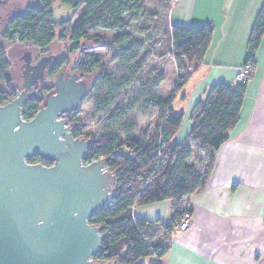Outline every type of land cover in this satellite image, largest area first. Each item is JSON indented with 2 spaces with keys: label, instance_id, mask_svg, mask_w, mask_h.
I'll return each mask as SVG.
<instances>
[{
  "label": "trees",
  "instance_id": "trees-1",
  "mask_svg": "<svg viewBox=\"0 0 264 264\" xmlns=\"http://www.w3.org/2000/svg\"><path fill=\"white\" fill-rule=\"evenodd\" d=\"M54 2L67 5L72 10L68 19L56 22L52 19ZM147 0H38L11 17L1 32L0 44V106L13 100L21 88L14 84L10 75L7 50L10 45H27L38 54L44 53L55 41L67 42L65 52L45 72L51 79L61 69L77 73L91 81L87 96L98 81L109 83L104 64L91 51L95 48L121 51L126 61L134 63L139 49L131 47L132 37L123 32L132 21L143 18L148 9ZM174 3L159 0L153 16L162 12L165 53L175 67L176 84L170 99L164 100L148 95L143 109L156 112V124L151 136L132 137V122L121 126L116 132L111 127L124 118L122 108H111L115 96L104 100L103 118L105 130L97 136H84L79 125L71 121L68 112L63 117L71 126L74 139L90 140L83 159L84 164L102 159L104 168L114 177L113 197L105 207L88 218V223L100 228L103 235L102 251L93 256L94 264H143L151 258L155 261L165 256L174 227L188 210L178 211L183 198L202 192L214 165L215 154L228 140L231 130L237 125L247 83L256 71V53L264 36V1L256 15L246 43L243 66L249 65L243 82L228 85L223 82L212 85L202 101L189 112L190 129L181 141L174 138L179 133L184 115L175 114L172 108L174 94L178 92L196 72L211 42L213 27L171 25L168 11ZM100 33H107L103 36ZM72 55H76L74 59ZM53 87L43 83L31 89L21 107L22 119L28 121L40 109ZM97 100V96H94ZM29 164L50 166L52 163L31 155ZM168 201L172 214L166 225L159 221L149 222L134 218V207Z\"/></svg>",
  "mask_w": 264,
  "mask_h": 264
},
{
  "label": "water",
  "instance_id": "water-1",
  "mask_svg": "<svg viewBox=\"0 0 264 264\" xmlns=\"http://www.w3.org/2000/svg\"><path fill=\"white\" fill-rule=\"evenodd\" d=\"M31 52L20 58L21 90L0 106V264H94L100 228L88 223L112 199L113 175L102 159L84 164L89 139H74L63 117L79 108L91 81L61 69L53 92L28 121L21 107L56 61ZM31 155L51 162L29 164Z\"/></svg>",
  "mask_w": 264,
  "mask_h": 264
},
{
  "label": "crops",
  "instance_id": "crops-1",
  "mask_svg": "<svg viewBox=\"0 0 264 264\" xmlns=\"http://www.w3.org/2000/svg\"><path fill=\"white\" fill-rule=\"evenodd\" d=\"M263 1L175 0L170 7L171 25L213 27L210 46L183 96L188 101L185 127L175 141L189 131V112L212 85L236 83L234 76L243 66L247 39ZM256 63L238 123L216 152L205 189L177 206L178 211L191 212L192 224L184 232H173L167 253L156 264H264V36ZM171 214L168 201L132 210L134 218L163 225ZM141 262L155 263L151 258Z\"/></svg>",
  "mask_w": 264,
  "mask_h": 264
},
{
  "label": "rangeland",
  "instance_id": "rangeland-1",
  "mask_svg": "<svg viewBox=\"0 0 264 264\" xmlns=\"http://www.w3.org/2000/svg\"><path fill=\"white\" fill-rule=\"evenodd\" d=\"M37 2L38 0H0V23L4 18L6 21L22 13L24 9L37 5ZM158 3L159 0H147L148 9L145 10L143 18L132 21L123 31L131 35L132 39L129 42L131 47L139 49V56L134 63L127 62V57L115 49L95 48L91 51L94 56L100 58V63L105 65L104 71L108 75L109 83L104 85L102 81H98L91 90V94L80 102L78 110L68 116L71 121L79 125L82 135L97 136L105 130L107 122L103 118V105L104 100L112 95L115 96V100L111 108H122L126 115L111 127L112 130L122 131L124 128L122 129L121 126L132 122L135 125L134 130L129 133L132 137L146 139L153 133L156 112L153 109H143V101L148 95L164 100L170 99L177 80L175 67L170 58L167 55L159 57L160 54L165 53L166 45L165 39L162 38L164 23L161 20L163 14L160 12L159 15L153 16V9L157 7ZM51 11L52 19L56 22L64 21L72 15L71 8L60 2H54ZM5 21L0 24V44L3 43L1 32L5 28ZM100 34L108 36L107 33ZM67 47V42L55 40L44 53L38 54L27 45H10L7 50V58L14 84L17 87L21 86L22 61L20 58L25 51L31 52L33 62L43 55H62ZM75 56L72 55L71 58L74 59ZM242 67L244 69V66ZM53 78L49 81H52ZM193 80L187 81L188 83L174 94L172 108L175 114L182 113L184 115L186 113L188 101L184 97ZM234 81H236L235 76ZM94 96H97L98 99L96 100ZM184 127L185 124L181 126V128ZM189 214L192 224L191 212Z\"/></svg>",
  "mask_w": 264,
  "mask_h": 264
},
{
  "label": "built area",
  "instance_id": "built-area-1",
  "mask_svg": "<svg viewBox=\"0 0 264 264\" xmlns=\"http://www.w3.org/2000/svg\"><path fill=\"white\" fill-rule=\"evenodd\" d=\"M171 3H175V0H171ZM249 65H245L235 74V82L240 83L245 80L246 75L248 74ZM191 225V218L189 213H184L175 225V231L183 232L186 231Z\"/></svg>",
  "mask_w": 264,
  "mask_h": 264
},
{
  "label": "flooded vegetation",
  "instance_id": "flooded-vegetation-1",
  "mask_svg": "<svg viewBox=\"0 0 264 264\" xmlns=\"http://www.w3.org/2000/svg\"><path fill=\"white\" fill-rule=\"evenodd\" d=\"M5 19H6V18H4L0 24H3L4 21H5ZM8 20H9V19H8ZM8 20L5 21V24L7 23ZM52 56H54V57L57 59V58H59V57L61 56V54H59V55H52ZM40 57H41V56H40ZM36 60H37V59H36ZM34 63H36V61H34V60H33V62L31 61V64H34ZM52 63H55V61L52 62ZM48 68H49V67H48ZM48 68H47V69H48ZM58 72H59V71H58ZM58 72H57V73H58ZM48 82H49V79H45L44 83H48Z\"/></svg>",
  "mask_w": 264,
  "mask_h": 264
}]
</instances>
